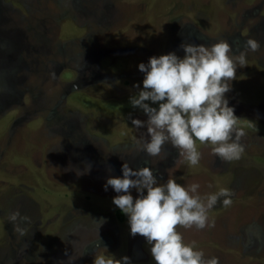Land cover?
Listing matches in <instances>:
<instances>
[{"label":"rangeland","instance_id":"374dc122","mask_svg":"<svg viewBox=\"0 0 264 264\" xmlns=\"http://www.w3.org/2000/svg\"><path fill=\"white\" fill-rule=\"evenodd\" d=\"M247 39L260 48L226 94L246 133L241 158L197 143L190 167L170 143L156 158L140 151L146 128L128 118L148 119L130 104L139 64ZM125 162L159 183H198L201 196L229 189L211 227L177 230L219 264H264V0H0V264H93L96 250L155 264L104 188Z\"/></svg>","mask_w":264,"mask_h":264},{"label":"clouds","instance_id":"9594fccd","mask_svg":"<svg viewBox=\"0 0 264 264\" xmlns=\"http://www.w3.org/2000/svg\"><path fill=\"white\" fill-rule=\"evenodd\" d=\"M181 47L183 58L172 52L150 57L138 66L144 74L143 88L130 97V104L148 119H133L131 114L128 118L137 130L146 128L140 151L156 158L170 143L190 167H195L201 159L199 143L209 145L222 161L239 160L245 151L242 139L246 133L238 126L239 118L226 94L237 78V68L247 65V53L258 51L259 42L247 39L242 49L235 50L227 41ZM121 171V177L106 180L105 191L111 187L117 193L112 203L127 216L130 234L146 239L155 264H219L218 258H205L203 251L196 250L194 241L185 243L177 227H211L208 212L218 203L224 207L232 204L229 189L201 196L198 183L182 185L173 178L159 183L147 166L133 169L125 162ZM133 189L138 193L136 198ZM93 264H131V259H117L96 250Z\"/></svg>","mask_w":264,"mask_h":264},{"label":"trees","instance_id":"16d2710c","mask_svg":"<svg viewBox=\"0 0 264 264\" xmlns=\"http://www.w3.org/2000/svg\"><path fill=\"white\" fill-rule=\"evenodd\" d=\"M120 217H121V218H123V215H122V213L120 214Z\"/></svg>","mask_w":264,"mask_h":264}]
</instances>
